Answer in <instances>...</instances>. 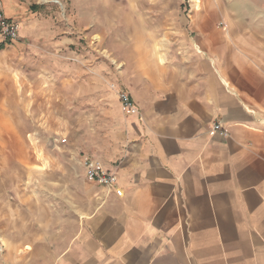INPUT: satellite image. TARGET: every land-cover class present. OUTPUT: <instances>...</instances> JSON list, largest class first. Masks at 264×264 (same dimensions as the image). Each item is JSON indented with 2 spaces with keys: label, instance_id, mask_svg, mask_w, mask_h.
<instances>
[{
  "label": "crops",
  "instance_id": "1",
  "mask_svg": "<svg viewBox=\"0 0 264 264\" xmlns=\"http://www.w3.org/2000/svg\"><path fill=\"white\" fill-rule=\"evenodd\" d=\"M189 6L162 62L139 56L120 84L116 150H74L42 194L0 195V264H264V0ZM85 156L115 184L88 180Z\"/></svg>",
  "mask_w": 264,
  "mask_h": 264
},
{
  "label": "rangeland",
  "instance_id": "2",
  "mask_svg": "<svg viewBox=\"0 0 264 264\" xmlns=\"http://www.w3.org/2000/svg\"><path fill=\"white\" fill-rule=\"evenodd\" d=\"M0 6L18 33L14 40L0 33V195L20 187L42 194L45 170L75 162L74 150L78 157L90 148L107 154L121 144L127 109L120 84L132 80L139 56L162 62L191 8L189 0H0ZM148 33L162 36L148 42Z\"/></svg>",
  "mask_w": 264,
  "mask_h": 264
},
{
  "label": "built area",
  "instance_id": "3",
  "mask_svg": "<svg viewBox=\"0 0 264 264\" xmlns=\"http://www.w3.org/2000/svg\"><path fill=\"white\" fill-rule=\"evenodd\" d=\"M0 33L10 39L14 40L18 37L17 25L16 23L5 17L3 10L0 6ZM119 99L123 109L130 108L132 106V101L129 94L126 91L119 92ZM209 134H219L220 136L226 137L228 135V130L223 126L220 121H215L211 124ZM82 166L84 168L85 177L90 180L102 184L104 186H113L116 182V176L114 173L105 170L101 163L97 160L91 159L85 156L81 159ZM117 194H120L118 189L115 190Z\"/></svg>",
  "mask_w": 264,
  "mask_h": 264
},
{
  "label": "trees",
  "instance_id": "4",
  "mask_svg": "<svg viewBox=\"0 0 264 264\" xmlns=\"http://www.w3.org/2000/svg\"><path fill=\"white\" fill-rule=\"evenodd\" d=\"M34 8H36V6H33Z\"/></svg>",
  "mask_w": 264,
  "mask_h": 264
}]
</instances>
